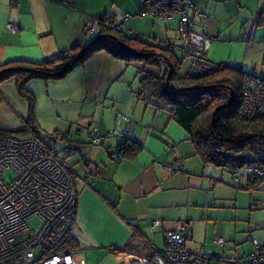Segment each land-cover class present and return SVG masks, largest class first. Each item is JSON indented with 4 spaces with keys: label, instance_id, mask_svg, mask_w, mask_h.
Masks as SVG:
<instances>
[{
    "label": "crops",
    "instance_id": "crops-1",
    "mask_svg": "<svg viewBox=\"0 0 264 264\" xmlns=\"http://www.w3.org/2000/svg\"><path fill=\"white\" fill-rule=\"evenodd\" d=\"M145 1L0 0V65L14 60L41 62L79 42H88L96 33L87 35L86 24L92 18L109 14L129 34L170 42L177 56V48L182 50L183 56L178 57L183 60V66L186 63L188 71V61L179 37L178 16L161 19L151 13L141 14ZM192 1L209 15L206 33L215 37L209 57L229 67H241L245 77L255 76L264 80V25L258 24L264 0ZM127 14L128 18L125 17ZM160 20L165 22V29H171L167 21L175 22L176 34L166 33V38L158 35L161 28L158 30L160 24L157 21ZM232 20H237L235 28L228 26ZM195 22L196 29L202 30L199 19ZM8 24L17 29L11 30ZM139 66V63H128L103 50L63 79H33L27 84L35 99L38 126L46 133L58 131L70 138L71 141L63 142L68 153L66 159L78 151L84 156L82 163L76 162L81 164V169L77 170L75 164L68 165L75 173L79 191L77 216L71 231L78 242L74 254L91 248L104 257L124 253L131 261L141 255L145 262L140 264H144L150 245L161 248L156 240L158 231L164 245L167 232L179 221L190 232L193 231L191 219L174 217L179 209L189 204L191 189L200 190L206 184L214 188L221 185L214 177H210V181L204 178L192 180L197 174L195 172L200 173V167L198 171H193L192 165H189L192 169L184 170L183 167L179 173L171 171L180 159L189 155L190 148H180L190 139L168 108L157 105L140 93ZM14 85L16 89L15 81ZM17 94L25 99L18 91ZM22 105L28 111V101ZM118 114L137 122L131 136L140 150L134 156L113 159L109 152L120 143L114 137L84 150V144L90 140L89 130L97 126L98 134L104 135L116 125ZM168 127L172 129L171 133ZM158 130L166 132L168 138H163ZM183 163L188 164L187 161ZM203 167L205 170L206 166ZM220 171L223 175L222 171L226 170ZM203 176H206L205 172ZM156 220H161V224L154 225ZM136 228L145 234L146 239L131 238ZM128 242V248L121 249ZM77 259L82 262L80 257Z\"/></svg>",
    "mask_w": 264,
    "mask_h": 264
},
{
    "label": "built area",
    "instance_id": "built-area-1",
    "mask_svg": "<svg viewBox=\"0 0 264 264\" xmlns=\"http://www.w3.org/2000/svg\"><path fill=\"white\" fill-rule=\"evenodd\" d=\"M145 13L161 19L178 16L179 37L189 73L201 75L222 67V63L208 55L215 38L206 33L209 15L192 0H146L141 14ZM196 19L200 21V31L196 29ZM98 23L99 18L89 20L85 33L94 35ZM8 27L17 29L13 24ZM238 115L246 120L264 117L263 79L245 77ZM134 127L130 117L118 114L116 125L104 135L98 134L97 126L89 130L90 143L100 145L106 138L117 137L129 147ZM110 156L114 158L117 154L112 152ZM10 169L15 175L7 179L5 174ZM179 169L175 166L172 172ZM246 170L264 176L262 166L252 165ZM78 196L75 178L68 166L38 138L0 134V264H79L74 252L63 246L74 226ZM35 215L42 219L37 231L28 223ZM160 224L161 220L154 221V225ZM191 238L189 228L177 222L167 232L164 247L146 253L144 264H212L213 258L218 264H264V242L255 240L253 251L245 257L225 252L214 255L193 252L187 248ZM215 244L225 247L226 240L219 236ZM158 255L161 260L156 258Z\"/></svg>",
    "mask_w": 264,
    "mask_h": 264
},
{
    "label": "trees",
    "instance_id": "trees-1",
    "mask_svg": "<svg viewBox=\"0 0 264 264\" xmlns=\"http://www.w3.org/2000/svg\"><path fill=\"white\" fill-rule=\"evenodd\" d=\"M98 18L96 34L88 42H79L41 62L14 60L0 65V84L14 80L18 93L29 103L24 126L0 127V134L38 138L59 157L55 145L51 144L71 140L66 134L58 131L49 134L38 126L35 99L27 84L33 79H63L92 55L104 50L128 63L140 64V93L171 111L204 163L226 170L232 175L233 184L239 188L258 187L264 176L251 174L246 169L252 165L264 167V117L246 120L238 115L245 71L241 67L222 64L214 72L194 75L183 71V60L177 56L172 43L129 34L109 14ZM258 24L264 25V7L260 9ZM68 146L71 148L70 144ZM140 148L137 142L133 141L127 147L120 141L109 155L115 152V159L134 156ZM68 168L75 178L74 171ZM131 238L146 239V236L136 228ZM129 245L128 242L121 249H127ZM63 246L75 251L78 242L69 234ZM149 249L156 248L150 245ZM156 258L161 260L159 255Z\"/></svg>",
    "mask_w": 264,
    "mask_h": 264
},
{
    "label": "rangeland",
    "instance_id": "rangeland-1",
    "mask_svg": "<svg viewBox=\"0 0 264 264\" xmlns=\"http://www.w3.org/2000/svg\"><path fill=\"white\" fill-rule=\"evenodd\" d=\"M151 16V15H149ZM146 17V19H152L153 17ZM139 18L140 16H137ZM161 28L158 35L162 38H166L168 35L176 34V24L172 21H167L166 24L171 29H165L164 21H157ZM238 24L237 20H232L228 26L229 28H235ZM170 30V32H168ZM92 37H90L89 41ZM178 56L182 57V50L177 48ZM137 64V63H135ZM186 63L184 62L183 71H186ZM26 102L17 94L15 89L14 80L5 81L0 84V127L2 128H19L24 126V121L27 120L28 111L22 105ZM129 117V116H128ZM132 120V119H131ZM133 123H137L133 119ZM169 133L172 132L170 127L167 128ZM163 138H168V134L164 131H157ZM88 138V137H87ZM117 138V137H114ZM89 142V143H88ZM55 145L58 151L59 158L64 161L68 166L76 165L77 170L81 169V164L84 161V156L80 151L75 154H71L65 158L68 154L64 148L63 142L52 143ZM94 144L90 143V140L84 144V150H88L90 147L93 148ZM190 148V149H189ZM181 150L189 149V155L184 159H180L176 166L181 169L175 171L176 173L184 170L192 169L189 165H192L193 171H198L200 167V173L195 172L192 180H203L207 179L210 181V177L216 179V188L206 184L203 188L191 189L190 202L187 206H183L182 209L176 213V219H191V226L193 228L192 240L188 241V249L193 252H208L211 255L228 252L236 255L243 256L244 254H250L253 251V242L255 239L262 242L264 241V181L253 189L239 188L233 184L230 180L231 175L222 171L212 163H204L201 157L196 153L195 145L192 141L188 140L183 142ZM187 161L188 164L184 165L183 162ZM76 162H79L76 164ZM200 163V165H198ZM78 165V166H77ZM206 166L205 170L203 166ZM209 168V169H208ZM203 169V170H202ZM172 171V169H171ZM189 171V170H188ZM174 172V173H175ZM205 172L206 176H203ZM15 171L10 169L6 172L5 177L10 179L14 177ZM200 175V176H199ZM222 178V180H219ZM228 179V180H227ZM208 182V181H207ZM225 182H228L227 185ZM188 212V213H187ZM178 217V218H177ZM28 223L31 228L37 231L42 225V219L40 216L35 215L29 218ZM158 226V225H157ZM156 227V226H155ZM160 230V228H158ZM222 236L226 242V248L218 247L215 244L216 239ZM157 245L164 247L163 238L161 232L157 233ZM236 247V248H235ZM201 249L202 251H199ZM204 250V251H203ZM97 250L82 249L79 250L75 256L80 257L82 262L79 264H140L145 262L144 256H138L136 260L131 261L127 254L120 253L115 255L99 256ZM40 253V250H37ZM130 255V254H129ZM133 257V256H132ZM139 257H141L139 259ZM130 259V260H129ZM129 261V262H128ZM212 264H218L217 259H212Z\"/></svg>",
    "mask_w": 264,
    "mask_h": 264
},
{
    "label": "flooded vegetation",
    "instance_id": "flooded-vegetation-1",
    "mask_svg": "<svg viewBox=\"0 0 264 264\" xmlns=\"http://www.w3.org/2000/svg\"><path fill=\"white\" fill-rule=\"evenodd\" d=\"M131 139H132V142H133V138H132V136H131ZM132 142H131V143H132ZM130 145H131V144H130Z\"/></svg>",
    "mask_w": 264,
    "mask_h": 264
}]
</instances>
